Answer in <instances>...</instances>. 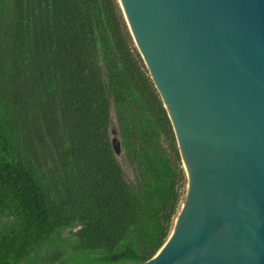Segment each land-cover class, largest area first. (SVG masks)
I'll return each instance as SVG.
<instances>
[{
    "label": "trees",
    "instance_id": "trees-1",
    "mask_svg": "<svg viewBox=\"0 0 264 264\" xmlns=\"http://www.w3.org/2000/svg\"><path fill=\"white\" fill-rule=\"evenodd\" d=\"M187 185L119 0H0V264L147 261Z\"/></svg>",
    "mask_w": 264,
    "mask_h": 264
},
{
    "label": "water",
    "instance_id": "water-1",
    "mask_svg": "<svg viewBox=\"0 0 264 264\" xmlns=\"http://www.w3.org/2000/svg\"><path fill=\"white\" fill-rule=\"evenodd\" d=\"M119 2L188 185L162 248L113 264H264V0Z\"/></svg>",
    "mask_w": 264,
    "mask_h": 264
},
{
    "label": "rangeland",
    "instance_id": "rangeland-1",
    "mask_svg": "<svg viewBox=\"0 0 264 264\" xmlns=\"http://www.w3.org/2000/svg\"><path fill=\"white\" fill-rule=\"evenodd\" d=\"M126 168L128 169L127 166H126ZM185 198H186V195H185ZM184 202H185V199L183 200L182 207H183ZM182 207H181V209H180V211H179V213H178V216H179V214H180V212H181V210H182ZM178 216H177V217H178ZM176 219H177V218H176Z\"/></svg>",
    "mask_w": 264,
    "mask_h": 264
}]
</instances>
